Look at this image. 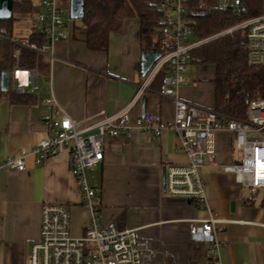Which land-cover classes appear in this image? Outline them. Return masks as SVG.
I'll list each match as a JSON object with an SVG mask.
<instances>
[{
  "label": "crops",
  "instance_id": "0c3cea01",
  "mask_svg": "<svg viewBox=\"0 0 264 264\" xmlns=\"http://www.w3.org/2000/svg\"><path fill=\"white\" fill-rule=\"evenodd\" d=\"M68 35L67 40L54 45L52 54L44 55L47 67L39 77L47 83L43 81L42 89L38 83L33 91L38 94L36 103L12 104L0 95V165L48 137L44 117L50 111L42 103L48 91H52L59 109L84 129L103 115L126 108L142 84V54L152 50L154 42L142 36L138 18L126 19L121 32L110 34L105 52L90 51L85 33L75 27ZM184 76L187 82L179 87V97L211 109L215 67L189 63ZM159 87L157 83L148 87L131 118L143 115L144 99L146 112L161 117V135L133 130L130 138L107 139L104 161L89 172L91 181L101 188L102 223L115 222L119 229H135L140 237L149 239L155 250L152 264H193L195 246L201 244L211 250L212 245L193 242L190 226L215 213L225 221L216 234V262L264 264L262 199L244 196L234 175L221 168L239 157L232 134L216 135V162L204 158L201 176L208 207L197 209L164 191L166 167L185 163L186 155L171 127L173 100L161 96ZM51 113L55 116L54 111ZM93 133L95 130L87 134ZM66 202L75 205L76 220L87 218V212L76 206L78 189L68 150L40 163L30 156L23 172L0 168V264H27L31 246L40 240L43 204Z\"/></svg>",
  "mask_w": 264,
  "mask_h": 264
},
{
  "label": "built area",
  "instance_id": "2783aa9c",
  "mask_svg": "<svg viewBox=\"0 0 264 264\" xmlns=\"http://www.w3.org/2000/svg\"><path fill=\"white\" fill-rule=\"evenodd\" d=\"M29 1L33 4V11L23 12L32 16L28 22L29 35L18 36L15 28L9 40L21 48L50 55L57 42L68 39V28L70 31L74 28L68 24L70 10L63 6L61 0ZM65 1L70 6V0ZM190 1L166 0L167 22L160 29L164 37L163 49L159 51L161 57L153 64L126 108L111 116L103 115L95 124L80 129L59 109L50 90L42 100L50 111L44 117L48 137L29 149H22L19 155L6 158L0 165V168L23 172L26 170V159L30 156L40 163L43 159L57 156L64 149L68 150L70 170L78 189L79 202L76 206L87 212V218L81 222L76 220L74 204H43L40 240L31 246L27 264L153 263L155 250L149 239L140 237L135 229L121 230L115 222L102 223L101 188L91 181L89 172L96 171L104 161L107 139L130 138L133 130L152 133L155 137L161 135L163 128L158 113L145 112L133 120L131 112L140 103L155 76L164 69L168 75L159 88V94L173 100L171 127L186 155L185 163L166 167V193L191 201L197 209L208 207L201 168L204 167L205 157L216 161L215 137L222 132L233 135V146L239 154L236 162L221 166L223 171L233 174L236 182L248 187L252 193L264 190V99L252 100L247 118L237 119L186 102L178 95L179 87L187 82L184 73L192 50L236 30L246 32L248 63L264 66V14L244 20L213 37L198 40L189 25ZM217 5L238 15L243 13L240 0H218ZM199 8H206L203 0H199ZM31 34L36 36L35 41H31ZM19 73L26 75L19 76ZM35 75L39 80L37 71L15 70V91L24 94L36 90ZM53 111L55 116L51 113ZM92 130L95 133L87 134ZM224 222L215 213H210L209 218L193 222L190 226L193 242L212 245L210 255L214 264H218L215 260L218 246L216 234L222 230L220 225Z\"/></svg>",
  "mask_w": 264,
  "mask_h": 264
},
{
  "label": "trees",
  "instance_id": "16d2710c",
  "mask_svg": "<svg viewBox=\"0 0 264 264\" xmlns=\"http://www.w3.org/2000/svg\"><path fill=\"white\" fill-rule=\"evenodd\" d=\"M203 1L206 3L205 9L199 8V0H191L188 14L189 25L198 40L213 37L244 20L264 14V0H240L243 8L240 15L230 9L220 8L218 0ZM165 3L166 0H85V16L81 22L88 49L94 52L107 51L110 34L121 32L126 19L138 18L142 36L158 38L151 49L162 51L164 37L160 29L167 22ZM13 9L28 13L33 11V4L29 0H15ZM15 22V17L0 19V73H9L8 91L0 90V95L12 104L28 105L37 102L38 94H21L13 90V72L34 70L40 73L47 63L44 55L21 48L9 40ZM29 37L31 41L36 40L34 34ZM190 63L215 67L214 105L211 109L223 116L246 119L250 102L264 99V66L248 63L244 30L222 35L195 48L191 52ZM167 75V70H162L149 86L154 83L161 86ZM261 205L264 207V196ZM209 251L205 245L195 246L193 264H214Z\"/></svg>",
  "mask_w": 264,
  "mask_h": 264
},
{
  "label": "water",
  "instance_id": "95a60500",
  "mask_svg": "<svg viewBox=\"0 0 264 264\" xmlns=\"http://www.w3.org/2000/svg\"><path fill=\"white\" fill-rule=\"evenodd\" d=\"M13 16V0H0V19L10 20ZM85 16V0H70V17L71 19L82 20ZM161 57V52L155 50H146L142 54V75L145 76L147 72L150 71L153 64ZM36 73V72H35ZM37 77H34V87L37 86ZM9 87V73H0V90L2 92L8 91ZM146 112L143 99L142 113ZM166 187V173L163 175V189L165 191ZM192 204L191 201H188ZM235 202L232 203V211H234Z\"/></svg>",
  "mask_w": 264,
  "mask_h": 264
},
{
  "label": "rangeland",
  "instance_id": "374dc122",
  "mask_svg": "<svg viewBox=\"0 0 264 264\" xmlns=\"http://www.w3.org/2000/svg\"><path fill=\"white\" fill-rule=\"evenodd\" d=\"M61 1H62L63 6H65L68 10H70V6L68 5L67 1H65V0H61ZM14 17L16 18V22H15V27L14 28H17V35L18 36H28L29 33H30V30L28 28V22L31 20L32 16L29 15V14H26V13L24 14L22 12H16L14 10ZM68 24L70 25V27L71 26L75 27L76 31L84 33V31L82 30V26L83 25H82V22H81L80 19H71L70 14H69L68 15ZM69 31L70 30L68 28L67 32H69ZM145 39L148 40L149 42L153 41L154 44L158 41V38H156V37H145ZM42 71L44 72V69ZM39 74H40V76L42 75L41 72ZM42 79H43L42 77H39V80H38V83L40 85L39 88H41V89H42L41 86H42L43 81L45 83H47L46 79L45 80H42ZM11 88L13 90H15V84L14 83H12ZM43 89H45L44 86H43ZM215 142L217 144L218 136L215 137ZM225 165H229V164H225ZM222 173H224V172L222 171ZM239 188L242 191L244 196L253 197L257 201L261 200L263 198V196H264V191L263 190H259L257 193H252L251 190L248 187L239 186Z\"/></svg>",
  "mask_w": 264,
  "mask_h": 264
},
{
  "label": "bare ground",
  "instance_id": "6f19581e",
  "mask_svg": "<svg viewBox=\"0 0 264 264\" xmlns=\"http://www.w3.org/2000/svg\"><path fill=\"white\" fill-rule=\"evenodd\" d=\"M21 75H22V76H25L26 74H25V73H19V76H21Z\"/></svg>",
  "mask_w": 264,
  "mask_h": 264
}]
</instances>
